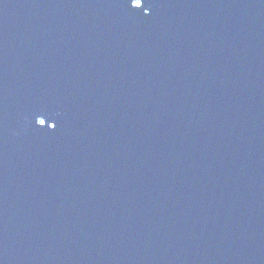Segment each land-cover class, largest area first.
Returning <instances> with one entry per match:
<instances>
[{"label": "water", "instance_id": "water-1", "mask_svg": "<svg viewBox=\"0 0 264 264\" xmlns=\"http://www.w3.org/2000/svg\"><path fill=\"white\" fill-rule=\"evenodd\" d=\"M0 264H264V0H0Z\"/></svg>", "mask_w": 264, "mask_h": 264}, {"label": "snow or ice", "instance_id": "snow-or-ice-1", "mask_svg": "<svg viewBox=\"0 0 264 264\" xmlns=\"http://www.w3.org/2000/svg\"><path fill=\"white\" fill-rule=\"evenodd\" d=\"M143 5H144V3L143 2H141V3H139V4H137V6H136V9H140V8H142L143 7ZM48 121L45 119V120H43V121H41V124H42V126H47L48 125ZM57 127V125L56 124H53V125H51V128H53V129H55Z\"/></svg>", "mask_w": 264, "mask_h": 264}]
</instances>
